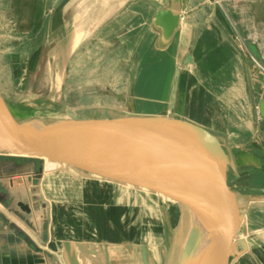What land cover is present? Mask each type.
Masks as SVG:
<instances>
[{
    "label": "rangeland",
    "instance_id": "374dc122",
    "mask_svg": "<svg viewBox=\"0 0 264 264\" xmlns=\"http://www.w3.org/2000/svg\"><path fill=\"white\" fill-rule=\"evenodd\" d=\"M58 1L48 0L50 7H53ZM193 1L195 3L205 1L207 5L203 9L185 12L183 28L177 37V42L180 41V46L183 48L180 57L174 51L176 48L171 52L163 53L152 47L155 36L151 32L153 15L156 9L169 7L170 0H112L113 16L115 7L120 8L117 10V15L123 13V18L129 19V23L131 18L143 13V47L139 45L140 43L133 42L131 31H135V29L131 30L129 27L126 35L113 36L112 42L105 41L103 35H100L102 26L99 28L103 24L104 0H95L97 26L95 40L90 43H80V50L73 54L69 52L68 56L63 55L62 52H56L57 42L54 38L42 42L45 50L41 64L34 73L29 74L26 72V57L31 53L34 44L29 41V38H23L18 34V17L14 9V0H0V91L7 98L6 103L13 116L17 117L19 122L45 124L87 119V115L96 116L98 113L102 115L103 119L110 120L148 117L187 121L181 106L175 104L169 108L166 103L170 99L173 102L175 99L178 102L180 100V104L182 103L184 92L181 88L184 87L186 78L184 72L186 57L183 53L189 52L188 48L195 45L197 37L205 29L204 19L211 18L215 19L217 23H225V25L219 26L220 30L239 51L241 63L238 65V69L247 73L243 82L246 83L252 122L254 123L256 118L260 124V131L263 132L264 127L258 112L259 101L256 94L258 95L262 91L263 95L264 90H255L254 81L259 84L258 86H264V82L262 78H255L252 74L253 70L264 73V55L258 47L259 45L264 46L261 43L264 41V0H239L238 2L229 0L233 8V11L230 12L227 11L223 0ZM234 21L239 22L236 28L229 25ZM191 23L195 25L191 26ZM126 39L129 40L127 43ZM240 80L242 78L237 75V67H233L224 76L223 82L217 84L219 86L215 93L218 95V104L224 107V121L210 122L206 127L199 125L217 137L228 156V182L233 189L236 202L240 203H237V212L234 216L238 230L242 229L244 223L248 221L246 204L260 201L264 203L263 135L262 138L257 135L256 140L259 139V145H256L252 141L254 137H244L234 126L244 115L240 111L243 98L238 97L241 93L238 87ZM171 86L173 87L172 91H170ZM115 95H123L129 102L132 101L135 105V113L130 111L129 103L118 100ZM241 129L251 134L250 124ZM3 161H16L21 164V171L26 175H32L33 180L37 176L40 180L34 183L41 187L43 194L39 200L49 205L55 200L50 198L46 185L50 174L53 175L55 170L58 171L56 180L60 182L63 189V193L58 190L55 193L56 201H60L58 209H61L63 214L65 213L64 215L67 214L72 218L67 221L68 223H74L75 228L80 226L81 230H88V228L94 230L100 226L95 221V216H99V213L90 204L91 201L94 203L99 198L93 194L91 186L95 192L100 190L99 194L106 199L103 208L109 206L113 212L115 210L114 202H116L122 212V214L118 213L122 215L119 223L112 220L109 225L113 231V242H102L101 244V252L105 259H107V249H109L110 254L107 257H109L110 264H151V261L157 264L156 257L159 256L161 239L164 238L162 234L169 233V231L161 228L162 230L160 229L156 236L159 241L156 242L154 238L153 241L156 242L154 250L157 251L153 252L149 244L145 243V237L151 233H153V237L155 230L144 227L152 212L150 208L145 207V202L134 194L133 191H136L137 188L125 183L117 185L107 183V181L104 183L99 181L100 179L97 180L98 178L94 174L89 176L85 168L68 166L65 163H57L54 171H49V161L47 160L34 161L0 157V162ZM73 167L79 175H82L81 177L88 181L91 192L85 190V186ZM134 186L143 192L146 190L144 193L150 197V191H147L146 188L139 185ZM73 197L77 199L74 201L76 204L82 205L71 204L70 198ZM159 208L165 212L164 206ZM252 211L256 221L259 222L257 224L264 227V222L258 220V217L263 215L260 212L255 215V211ZM250 214L252 215V213ZM76 218L80 220L79 223L74 222L77 220ZM124 230L129 232V236ZM241 232L243 233V231ZM241 232L238 238L229 239V252L233 257L236 255L240 258L238 264H251V261L248 263L242 255H251V240L261 246L263 250L264 241L261 239L257 241V236L251 230H248L249 236H245ZM173 234L175 240L171 241L169 248L165 244L166 250H163V253L168 251V255L166 258L164 255L162 264H167L168 256L175 245L176 232ZM240 239L244 241L245 248L240 244ZM164 240L166 241V239ZM144 248L147 249L146 256ZM189 250L190 247L185 252L182 264L190 259L191 255L188 257ZM221 252L223 251L221 250ZM231 256L228 258L229 260H232Z\"/></svg>",
    "mask_w": 264,
    "mask_h": 264
},
{
    "label": "crops",
    "instance_id": "0c3cea01",
    "mask_svg": "<svg viewBox=\"0 0 264 264\" xmlns=\"http://www.w3.org/2000/svg\"><path fill=\"white\" fill-rule=\"evenodd\" d=\"M238 1L236 0V2ZM170 2L169 7L158 8L153 15L151 32L155 36L152 47L163 53L171 52L176 48L174 51L180 57L183 48L180 46V41L177 42V37H179V31L183 28L185 12L203 9L207 4L205 1L195 3L193 0H181L178 9L182 17L181 27L176 32L171 44L164 45L161 41V32L155 27L154 22L155 16L160 10L173 8L172 0ZM223 2L227 11H233L229 0H223ZM57 4L50 7L48 0H14V9L18 17V34L23 38H29V41L34 44L31 53L26 57V72L29 74L34 73L41 64L45 50L42 42L54 38L57 42L56 52H62L63 55L68 56L69 52L73 54L80 50V43H90L95 40L97 27L95 0H65L59 6ZM119 9L115 7L113 16L112 0H104L103 16L101 15L103 24L99 26V28L102 26L100 35H103L105 41L112 42L113 36L126 35L129 27L131 30L135 29V31H131V35H134H132L133 42L140 43L139 45L143 47V13L136 15L133 19L131 18L129 23V19L123 18V13L117 15ZM204 23L205 29L197 37L195 45L188 48V53L187 51L183 53L186 60L191 56L193 63L184 61L186 78L184 87L181 88L184 92L182 103L180 104V100L178 102L175 99V102H173L170 99L166 104L169 108L175 104L181 106L187 121L204 127L210 122L224 121V107L218 104V95L215 92L219 86L217 84L223 82L224 76L233 67H237V75L242 78L238 84L239 92H241L238 97L243 98L240 111L244 115L238 121L239 123H235L234 126L244 137H254L252 141L259 145V139L256 140V137L262 138V136L256 134L260 131L258 120L255 118L256 123L254 125L252 122L246 83L243 82L247 73L238 69V65L241 63L239 51L220 30L219 26L225 25V23H217L215 19L211 18L204 19ZM190 25L194 26L195 24L191 23ZM229 25L236 28L239 22L234 21ZM128 41L125 40L126 43ZM261 43L264 44V41H261ZM258 47L264 55V46L259 45ZM260 74L261 72L253 70L252 75L255 78H258V76L263 78ZM258 85L254 81L255 90L258 91L259 88H264V86ZM172 89L171 86L170 91ZM0 94L7 102L4 93L0 91ZM247 124L251 126V134L241 129ZM247 129L249 130V128ZM21 166L16 161L0 162V184L6 190H1L3 200H0V264H71L66 243L70 244L71 253L75 255L79 264H105L106 259L102 255L101 244L102 242H113V231L109 225L112 220L119 223L122 216L119 215L122 214L121 207L114 202L115 210L112 212L109 206L106 208L93 206L94 209L97 208L96 210L99 213V216L95 218L100 224L97 227L98 229L81 230L80 226L75 228L74 223L67 222L72 218L67 214L64 215L65 213L63 214L62 210L58 209L60 201H52L53 203L49 205L39 200L43 197V194L41 187L34 182L40 179L35 175L36 179L33 180L32 175H26L21 171ZM70 201L74 206L82 205L74 202L77 201L75 197L70 198ZM234 201L236 202V200ZM246 205L248 221L244 223V227L257 236V241L260 239L264 241V227L257 224L258 221H256L252 211H255V215L260 212L263 216H257L258 220L264 222V203L260 201ZM22 206H28L31 210L30 213L23 210ZM179 209L187 217L188 222L185 221V223L189 226V230L195 229V223H198L199 218L202 219L199 208L180 199ZM76 219L74 222L79 223L80 220ZM125 233L129 236L128 231H125ZM118 234H121V232ZM231 255L230 252L225 251L223 264H238L240 258ZM230 256L232 260L228 259ZM242 256L243 259H247L248 263L251 261V264H264V250L253 240H251V255Z\"/></svg>",
    "mask_w": 264,
    "mask_h": 264
},
{
    "label": "water",
    "instance_id": "95a60500",
    "mask_svg": "<svg viewBox=\"0 0 264 264\" xmlns=\"http://www.w3.org/2000/svg\"><path fill=\"white\" fill-rule=\"evenodd\" d=\"M64 1L59 0L57 5ZM180 2L172 0V9L160 10L155 16L154 25L161 32L164 45L171 44L181 27ZM189 62L193 63L191 56ZM260 75L264 82V73ZM115 97L129 103L130 111L135 113L132 101L123 95ZM259 111L264 118V93ZM101 116L98 113L87 115V119L55 124L19 123L0 94V157L65 163L169 190L199 208L209 234L223 249L204 264H223L224 253L230 249L229 239L238 238L241 231L249 236V232L245 227L238 230L234 218L237 203L228 182V156L217 137L182 120L148 117L110 120ZM3 189L0 184V200ZM22 208L31 211L28 206ZM240 244L245 248L242 239ZM66 248L70 263L79 264L69 243ZM106 258V264H110L109 257ZM190 259L185 264H190Z\"/></svg>",
    "mask_w": 264,
    "mask_h": 264
},
{
    "label": "bare ground",
    "instance_id": "6f19581e",
    "mask_svg": "<svg viewBox=\"0 0 264 264\" xmlns=\"http://www.w3.org/2000/svg\"><path fill=\"white\" fill-rule=\"evenodd\" d=\"M14 118L16 119L17 117H14ZM19 123H25V122H19ZM56 164H57L56 162L49 161V164H48L49 171H54L53 169L56 168ZM73 169H74L75 173L77 174L78 178L81 180L83 186H85L84 187L85 190L90 191L89 190L90 185H89L88 181H86L83 177H81L82 175H79V173L76 172L75 167H73ZM87 171H88L89 176L91 174L92 175L94 174L97 176V178H98L97 180L100 179L99 181H102L104 183H105V181H107V183L116 184V185L119 183H125V184H130V186L137 188L136 191H133L134 194H136V196L140 200L145 202V204H146L145 207L150 208L151 212H152L151 216L147 220L146 225L144 227L146 229H149V230H155V235H153V237H152L153 233H151V235L145 237L146 238L145 243L149 244V246L151 247L153 252L157 251V250H154V247L156 245V242L159 241L156 238L157 234L159 233V230L161 228H163V230L169 231V233L166 232V234H162V235H164L163 236L164 238L161 239V243H160V247H161L160 250L161 251L159 252V256L157 255V257H156L157 264H162V261L164 259L163 258L164 255H165V258L167 257L168 251L163 253V250L164 251L166 250L165 244L167 245V248H169L171 241L175 240V239H173V235H174L173 233H175V232H176V236H177L176 242L174 243L175 245L172 248V250L168 256L169 260H168V262H166L167 264H182L183 258L185 256V252L187 251L188 247H190L188 257L191 255L190 256V258H191L190 264H204V262H205V260H207V258L220 254V251L222 248L219 247L218 243L215 240L213 241V238L209 234V229L206 225L205 220L203 219V216H202V219L199 218L200 220L198 221V223H195V225H196L195 229H193L192 231L189 230V228H188L189 226H187L185 223V221L188 222L187 217L179 209V201L182 198L177 196L175 193H173L169 190H166L164 188L157 187V186H151V185H147L145 183L136 182V181H132V180L124 179V178H119V177L112 176V175L97 173V172H93L90 170H87ZM57 172L55 170V172H53L54 174L52 173L53 175L50 174L49 180H48L47 185H46V186H48L47 191L49 192L50 198H54V200H56V198H57L55 196V193L57 190L60 193H63V189L61 188L60 182H57V180H56V176H57L56 173ZM88 175H86V176H88ZM134 185H139L142 188H146L147 191H150V194H151L150 197H148L144 193L146 190L143 192L140 188H138L137 186H134ZM91 188L93 189L92 192L96 196V198L99 197V198H97L96 202H94V203L92 201L90 202L91 207L96 206L98 208L102 205L101 208H103V205L106 204V199L103 196L101 197V195L99 194L100 190L98 192H95V189L92 186H91ZM160 206H164L165 212L160 210V208H159ZM97 208H95V210ZM92 212H94V211H92ZM96 212H97V210H96ZM200 212H199V214H200ZM200 216H201V214H200ZM102 218H103V216H102ZM94 225H95V223H94ZM192 232L194 235L192 234ZM165 236H166V238H165ZM154 238H155L156 242L153 241ZM164 239H166V241ZM157 245H158V243H157ZM155 249H156V247H155ZM206 250H207L208 254H206V256L203 257V254H204V252H206ZM107 254L109 256V254H110L109 249H107ZM185 263H183V264H185ZM151 264H154V263L151 261Z\"/></svg>",
    "mask_w": 264,
    "mask_h": 264
},
{
    "label": "flooded vegetation",
    "instance_id": "af4514ba",
    "mask_svg": "<svg viewBox=\"0 0 264 264\" xmlns=\"http://www.w3.org/2000/svg\"><path fill=\"white\" fill-rule=\"evenodd\" d=\"M259 75V74H258ZM262 78V77H261ZM259 90H264V88H259ZM258 90V91H259ZM263 93H264V91H263ZM256 96H258V101H259V103H258V112H259V114H260V111H259V105H260V102H261V100H262V97L261 96H263L262 95V91H261V93L259 92V94L258 95H256ZM255 108V107H254ZM260 116H261V114H260ZM261 120H262V125H263V127H264V118L261 116ZM256 123V120L254 119V123H253V125ZM255 128V127H254ZM259 129L261 130V128H260V124H259ZM255 130H256V128H255ZM257 132V131H256ZM257 134H259L260 136H262L263 134H264V131L263 132H261V131H258L257 132Z\"/></svg>",
    "mask_w": 264,
    "mask_h": 264
},
{
    "label": "trees",
    "instance_id": "16d2710c",
    "mask_svg": "<svg viewBox=\"0 0 264 264\" xmlns=\"http://www.w3.org/2000/svg\"><path fill=\"white\" fill-rule=\"evenodd\" d=\"M29 160H31V159H29ZM34 161H40V160H34Z\"/></svg>",
    "mask_w": 264,
    "mask_h": 264
}]
</instances>
